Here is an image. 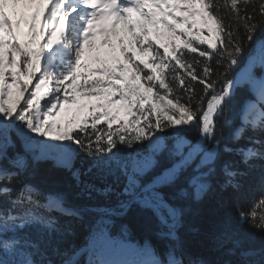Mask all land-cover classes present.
<instances>
[{"label": "snow or ice", "instance_id": "obj_1", "mask_svg": "<svg viewBox=\"0 0 264 264\" xmlns=\"http://www.w3.org/2000/svg\"><path fill=\"white\" fill-rule=\"evenodd\" d=\"M98 34L112 49L107 58L96 49ZM243 85L254 94L251 111L229 135ZM14 86L20 95L12 103ZM101 95L107 99L78 104V112H89L69 119L73 127L58 123L77 96ZM222 154L239 157L245 170L236 160L219 163ZM76 156L91 161L83 173L73 171ZM53 157L89 197L100 192L110 201L76 206L63 192L45 191L36 183L37 164ZM254 170L245 207L244 181ZM224 193L236 219L212 218L204 240L216 258L194 257L181 230L199 205ZM134 207L164 242L162 252L148 242L130 244L126 224L113 235L114 218ZM261 208L264 0H0V264H264ZM85 214H92L87 239L76 244L69 237L83 225L73 221Z\"/></svg>", "mask_w": 264, "mask_h": 264}, {"label": "trees", "instance_id": "obj_2", "mask_svg": "<svg viewBox=\"0 0 264 264\" xmlns=\"http://www.w3.org/2000/svg\"><path fill=\"white\" fill-rule=\"evenodd\" d=\"M208 35L207 32L204 33ZM153 40H156L155 37H151ZM52 51V50H50ZM93 61L94 58H92ZM111 62V61H110ZM43 63V60H42ZM244 67V61L241 62L239 67L234 66L233 71L231 72L229 78H233L240 73L241 69ZM259 71L258 69L256 70ZM39 75V73L37 74ZM215 78V77H213ZM21 81L26 79L25 76L20 77ZM35 79V78H34ZM253 92L248 90L247 85L238 86L237 88V97L233 104V109L231 113V118L234 120L235 124L233 129L229 130V135H231L236 126H239L240 117L246 111H251V106L247 104V101L253 99ZM78 104H83L82 100L77 96L76 97ZM44 103V100L41 101ZM97 101L90 100L87 105L95 104ZM78 104L75 106V110L78 111ZM86 111L84 115L80 117H87V113L89 112V108L86 107ZM98 111V110H97ZM179 114L177 113V116ZM75 117L70 116L69 119ZM68 119V120H69ZM67 120V121H68ZM67 121L63 125L64 127H73L72 125L67 124ZM87 124L90 126L91 119H87ZM102 124V129L107 131V125ZM62 126V127H63ZM101 127V125H98ZM115 127V125H114ZM75 131V129H74ZM15 139V136L13 137ZM93 139H95L93 137ZM240 145L246 144L244 139H241L238 142ZM117 148L123 149V145H117ZM19 150V141L16 142L15 147H9L8 155L9 157L13 156V154ZM115 151V150H114ZM119 155V153H117ZM226 160H236L238 162V167L241 171L245 170V165L240 161V158L234 155L222 154L220 157L219 163H223ZM58 159L53 157L51 159L38 162L37 167L39 169V177L37 178L36 183L39 184L45 191H56L63 192L67 198L69 204L76 206H84V205H95V204H106L110 201V197L100 193V192H92L89 197L83 190V186H78L77 180L74 178L71 171L60 167V164H57ZM91 161L82 156H76L74 159V167L75 169H80V172L83 173L84 169L88 166ZM258 163V162H257ZM75 168V169H74ZM258 175V170H254L249 177L245 178V190L242 193L241 199L245 202V207H247V201L250 199L252 193L255 191L256 187V177ZM80 180H90L93 183H96L98 187H103L99 180H96L93 176L85 177L83 175L80 176ZM18 187L19 185H14ZM261 212H264V208L260 209ZM54 215H56L54 213ZM221 215H229L236 219V215L233 209V201L232 197L227 193L222 195H218L213 197L203 204L199 205L198 209L193 211L187 218L183 229L181 230V235L188 243V251L194 257H201L206 259H215L216 253H213L209 248L207 242L204 240V233L207 231L210 221L215 216ZM62 220L65 218H61ZM92 219V214H85L81 221H73L74 224H82V227H78L75 235L69 237V239L76 243L80 244L84 240L87 239V224ZM115 225L113 228V235L119 229L121 224H126L128 228V240L132 245H144L145 242H148L157 252H162L164 249V242L158 239L155 234L154 227H149L146 222V217L143 211L138 208H132L128 211L127 215L124 217H115L114 218ZM257 239L259 238V234H256ZM131 258V257H129ZM85 258L81 257L83 261Z\"/></svg>", "mask_w": 264, "mask_h": 264}, {"label": "rangeland", "instance_id": "obj_3", "mask_svg": "<svg viewBox=\"0 0 264 264\" xmlns=\"http://www.w3.org/2000/svg\"><path fill=\"white\" fill-rule=\"evenodd\" d=\"M177 16H179L180 15V13L179 12H177V13H175ZM20 28H21V31L23 32V33H27L28 32V28H27V26L25 25V24H23V23H21V25H20ZM122 28V26L121 25H119V24H117V29L118 30H120ZM37 33H39L40 32V24L38 23L37 24ZM121 35H124L125 36V42H127L128 41V39H129V37H128V35L126 34V33H124V32H122L121 31ZM150 35L152 36V37H155L156 39H157V37L155 36V34L154 33H150ZM25 40H28L29 39V37L27 36V35H25L24 37H23ZM102 37H101V39H100V42H99V44H101V41H102ZM110 39V38H109ZM160 39V41L161 42H165V37H160L159 38ZM111 40H115V38L114 37H112V39ZM44 42V40L43 39H41V43H43ZM103 45V47H102V49H100V48H98L97 50H98V52H99V55L102 57V55H109L110 53H111V51H112V49L109 47V45H107V44H102ZM27 47H37L38 45H36L35 43H31V44H27L26 45ZM55 47V46H54ZM86 47V52H88V46H85ZM85 52V53H86ZM116 52L118 53L119 52V48L117 47L116 48ZM93 54V53H92ZM94 55V54H93ZM7 58V57H6ZM57 61H59V59L57 58L56 59ZM5 70L6 71H8V72H10V71H12V70H14V67H8L7 65H6V68H5ZM85 72L87 71V70H84ZM25 80V79H24ZM23 81V80H22ZM9 82H11V79H10V77H9ZM29 87L31 88V87H33V85L32 84H30L29 85ZM19 90H18V88L16 87V86H14L13 87V89H12V98H11V100H12V103H15V100L19 97ZM25 95H27V93H25ZM104 100H105V98H103ZM73 107H72V104H69V105H67L66 106V110H65V112L58 118V123L62 126L63 124V122H64V120H61L62 118H67L71 113H72V111H73ZM55 111L56 110H54V113H53V115L55 114ZM64 127V126H63ZM44 139H49V138H44ZM49 142L50 143H52V144H59V143H67V141H64V142H60V141H56V140H49ZM57 164H60V161L58 160L57 161ZM75 169V168H74Z\"/></svg>", "mask_w": 264, "mask_h": 264}]
</instances>
